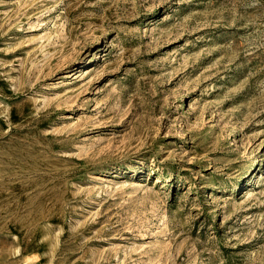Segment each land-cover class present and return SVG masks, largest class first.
I'll use <instances>...</instances> for the list:
<instances>
[{
    "label": "rangeland",
    "instance_id": "rangeland-1",
    "mask_svg": "<svg viewBox=\"0 0 264 264\" xmlns=\"http://www.w3.org/2000/svg\"><path fill=\"white\" fill-rule=\"evenodd\" d=\"M0 264H264V0H0Z\"/></svg>",
    "mask_w": 264,
    "mask_h": 264
}]
</instances>
